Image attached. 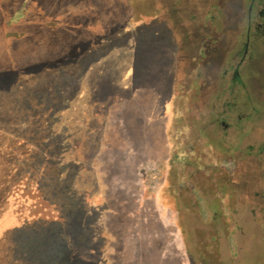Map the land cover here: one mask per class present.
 Listing matches in <instances>:
<instances>
[{
    "label": "rangeland",
    "instance_id": "374dc122",
    "mask_svg": "<svg viewBox=\"0 0 264 264\" xmlns=\"http://www.w3.org/2000/svg\"><path fill=\"white\" fill-rule=\"evenodd\" d=\"M139 4L148 17L0 73V264H40L24 228L54 235L60 215L71 264H192L179 222L219 232L215 197L229 238L204 263L264 264V0ZM197 154L208 198L182 166Z\"/></svg>",
    "mask_w": 264,
    "mask_h": 264
},
{
    "label": "trees",
    "instance_id": "16d2710c",
    "mask_svg": "<svg viewBox=\"0 0 264 264\" xmlns=\"http://www.w3.org/2000/svg\"><path fill=\"white\" fill-rule=\"evenodd\" d=\"M139 1L0 0V73L45 60H55L67 54L79 42L94 41L115 24L148 17L150 12L143 7L144 5H138ZM242 1L245 4L247 0ZM208 13L206 14L207 18ZM260 14L264 15V5L261 13L259 12L258 15ZM250 15L251 12L246 9L244 15L245 21L250 18ZM245 28L243 31L244 36L248 37L250 31L247 27ZM218 29H221V25H218ZM257 30L264 37V19L263 23L257 26ZM12 39L14 40L11 42ZM234 78L236 79L237 76L234 75ZM193 81L192 84H194ZM251 107H254L255 110L258 109L255 104ZM194 129H196L195 123L191 122L189 130L192 137L196 138ZM197 156L198 154L190 158L186 155L182 159L183 168L186 165L192 167V170L187 172V174L196 185L199 184V175H203L204 179L208 178L205 172L210 168L208 162L199 161ZM178 184L181 204L178 207V211L185 216L188 214L192 215L194 210L192 207L197 203H190L189 198L184 195L187 189H189L188 185L184 181ZM217 187L216 184L209 187H205L202 184L198 185L199 191L206 194L207 198L212 193L216 194ZM42 196H44L42 198L47 200L45 195ZM67 206L70 212L74 211L78 207V202L77 200L73 201ZM225 206L219 197H215L212 202L206 199V207L211 212L210 219L212 221L217 218L221 219L219 226L220 233H213L210 230L204 231L206 228L202 226H205L210 221L203 224L201 218L202 226L193 225V222L189 223L188 221L186 222L187 224L179 222L189 260L192 264H205L202 257L218 251V239L221 236L229 238L227 223L222 220L227 209ZM60 210L62 211V208ZM230 210L233 211V209ZM46 211V214L50 215L51 210ZM58 214L60 213L58 212ZM60 216L61 225H58L60 232L54 235H50L47 232L48 230L55 229L56 226H53V221L50 223L46 219L42 220V226L38 225L36 228L35 226H31V229L24 228V233L27 235L23 236L24 242L27 243L29 241L30 244L33 243L29 246L31 248L34 247L33 250L38 254L36 258L40 261V264H71L66 261L63 251L56 252L57 248L55 246L59 243L63 244L60 242V237L63 236L62 234H65L63 230L64 223H68L70 219L69 217L67 219L64 218L63 215ZM65 241L66 239H64ZM24 242L22 241L21 246L25 244ZM262 242H264V238ZM61 244L58 245L60 250L62 248ZM23 249L27 251L29 247L24 246ZM221 263L224 264L223 259H219L217 262V264Z\"/></svg>",
    "mask_w": 264,
    "mask_h": 264
}]
</instances>
